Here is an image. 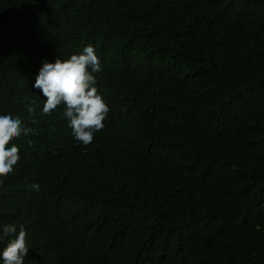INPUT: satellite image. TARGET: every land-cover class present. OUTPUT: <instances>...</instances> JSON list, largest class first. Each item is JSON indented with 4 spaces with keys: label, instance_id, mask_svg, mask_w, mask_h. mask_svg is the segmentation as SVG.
Masks as SVG:
<instances>
[{
    "label": "trees",
    "instance_id": "trees-1",
    "mask_svg": "<svg viewBox=\"0 0 264 264\" xmlns=\"http://www.w3.org/2000/svg\"><path fill=\"white\" fill-rule=\"evenodd\" d=\"M88 45L110 111L85 146L33 85ZM8 114L36 129L0 186L25 264H264V0H0Z\"/></svg>",
    "mask_w": 264,
    "mask_h": 264
},
{
    "label": "clouds",
    "instance_id": "clouds-1",
    "mask_svg": "<svg viewBox=\"0 0 264 264\" xmlns=\"http://www.w3.org/2000/svg\"><path fill=\"white\" fill-rule=\"evenodd\" d=\"M101 71L100 58L92 45L73 54L68 59L57 58L54 63L42 61V67L35 77L34 90L43 97L41 116H51L63 106L62 115L72 129L75 141L87 146L94 140L96 132L102 130L110 108L97 87L96 73ZM40 105L31 101L27 112L32 123L37 121L36 110ZM36 129L25 124L21 116L0 115V186L4 179L14 172L20 160V147L15 140L35 135ZM31 144L30 139L26 140ZM11 144V146H9ZM31 187L39 191V184ZM27 232L23 225L5 224L0 241L11 237L0 252L2 264H25L29 253ZM33 264L37 262L33 261Z\"/></svg>",
    "mask_w": 264,
    "mask_h": 264
}]
</instances>
